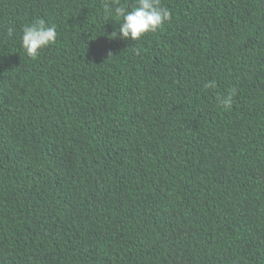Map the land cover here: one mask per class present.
<instances>
[{"label": "trees", "instance_id": "trees-1", "mask_svg": "<svg viewBox=\"0 0 264 264\" xmlns=\"http://www.w3.org/2000/svg\"><path fill=\"white\" fill-rule=\"evenodd\" d=\"M106 3L0 0V264H264V0Z\"/></svg>", "mask_w": 264, "mask_h": 264}, {"label": "clouds", "instance_id": "clouds-1", "mask_svg": "<svg viewBox=\"0 0 264 264\" xmlns=\"http://www.w3.org/2000/svg\"><path fill=\"white\" fill-rule=\"evenodd\" d=\"M104 11L106 16L115 15L120 20L118 33L114 32L112 37L119 35L123 40L138 41L147 33L157 32L165 22L171 19L170 10L161 6L160 0H136L132 10L106 3ZM57 36L56 25L39 18L22 28L21 47L29 57H36L41 50L54 44ZM133 51L139 54V49H133ZM111 55L109 53V57ZM215 86V80L209 81L206 85V87ZM236 94L237 90L233 88L221 99V105L225 109L230 108Z\"/></svg>", "mask_w": 264, "mask_h": 264}]
</instances>
